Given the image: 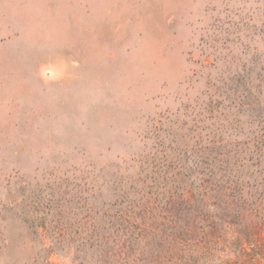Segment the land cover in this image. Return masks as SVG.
I'll list each match as a JSON object with an SVG mask.
<instances>
[{
  "label": "rangeland",
  "instance_id": "rangeland-1",
  "mask_svg": "<svg viewBox=\"0 0 264 264\" xmlns=\"http://www.w3.org/2000/svg\"><path fill=\"white\" fill-rule=\"evenodd\" d=\"M258 52L264 0H0V264H73L57 238L95 171L189 122ZM240 249L232 264H264V235Z\"/></svg>",
  "mask_w": 264,
  "mask_h": 264
},
{
  "label": "trees",
  "instance_id": "trees-1",
  "mask_svg": "<svg viewBox=\"0 0 264 264\" xmlns=\"http://www.w3.org/2000/svg\"><path fill=\"white\" fill-rule=\"evenodd\" d=\"M240 65L189 122L154 127L109 178L95 171L79 227L57 238L73 264H232L264 235V52Z\"/></svg>",
  "mask_w": 264,
  "mask_h": 264
}]
</instances>
